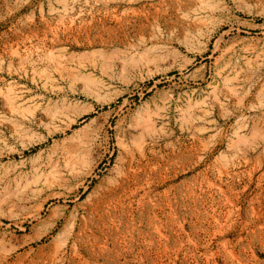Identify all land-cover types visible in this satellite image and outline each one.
<instances>
[{"label": "rangeland", "instance_id": "obj_1", "mask_svg": "<svg viewBox=\"0 0 264 264\" xmlns=\"http://www.w3.org/2000/svg\"><path fill=\"white\" fill-rule=\"evenodd\" d=\"M0 264H264V0H0Z\"/></svg>", "mask_w": 264, "mask_h": 264}]
</instances>
